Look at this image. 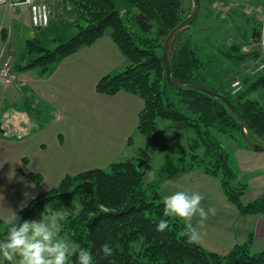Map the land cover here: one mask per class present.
I'll use <instances>...</instances> for the list:
<instances>
[{
  "label": "trees",
  "instance_id": "16d2710c",
  "mask_svg": "<svg viewBox=\"0 0 264 264\" xmlns=\"http://www.w3.org/2000/svg\"><path fill=\"white\" fill-rule=\"evenodd\" d=\"M70 1L71 9L65 4L60 7H65L67 14L74 18L71 26L74 32L64 40L52 37L51 42L60 41L52 48L50 31L61 28L56 29L54 25L42 30L44 39L26 42L28 62L23 66L15 64V72L38 70L42 75H49L51 68L82 49L94 46L110 31L127 66L122 72L104 76L98 84L99 91L116 94L124 90L139 95L144 103L137 126L139 133L154 148L161 145V128L173 134L175 141L162 148L168 156L176 157V161H169L154 182L146 181L151 164L145 150H141L137 158L112 162L106 169L68 174L58 187L38 195L19 212L21 222L32 220L48 209L69 210L60 221L61 234L68 236L79 249L91 251L95 264H109V260H114L115 264H264V250L253 249L254 233L226 254H219L199 243L189 244L183 235L184 222L179 218H166L169 230L156 231L157 222L163 218L161 185L172 174L196 169L219 179L227 200L241 215L264 216V197L243 203L248 178L233 166L231 154L219 138L224 135L245 143L231 110L207 93L174 86L167 81L165 42L170 32L188 17L185 0ZM259 23L252 34L253 44L264 37V24ZM190 27L180 32L174 41L173 77L202 83L226 95L243 117L249 136L264 145V74L252 75L255 77L247 87L244 84L249 77L244 80L238 76L243 81L242 89L228 94L233 80L231 73L245 62L259 59V50L245 53L244 45L234 42L229 47L223 45L217 53L216 47L212 46L215 49L211 50L203 46ZM225 79L229 90L223 84ZM257 91L263 96L255 97L253 93ZM1 226L0 240H3L10 223H1ZM104 243L113 248V257L101 259L99 249ZM71 262L75 264L76 255L71 257Z\"/></svg>",
  "mask_w": 264,
  "mask_h": 264
},
{
  "label": "rangeland",
  "instance_id": "374dc122",
  "mask_svg": "<svg viewBox=\"0 0 264 264\" xmlns=\"http://www.w3.org/2000/svg\"><path fill=\"white\" fill-rule=\"evenodd\" d=\"M227 1L232 6L227 18L224 19L221 11L217 10L219 8L215 0H202L201 11L190 27L191 33L203 46L211 50L215 49L212 47L214 46L217 48L215 49L217 53L221 52L220 48L222 49L223 45L229 47L234 42L248 43L254 28L260 26L259 15L257 16L254 12L246 13L240 0ZM259 2L263 5L256 1L251 4L264 7V0ZM63 4L70 5L69 9L72 8L70 0L59 2V5ZM185 8L187 15H190L194 10L193 0H185ZM23 10L22 18L27 21L28 10L25 7ZM53 13L55 14L54 8ZM62 14L64 15V12ZM71 30L70 26L67 29L68 33L64 35L69 37ZM58 32V30L50 31L49 46L52 48L58 46L60 42L59 40L56 43L51 42L52 37L55 38ZM9 49L8 45L7 53H11ZM96 49L95 60L90 58L91 61H84L82 57L79 59L77 56L72 57L74 54L66 58L72 57L68 59L64 67L67 70L62 76L64 78L62 98L53 97L47 105L48 108L45 106L39 110L32 108L31 104H22L21 111L24 113L26 111L31 116L38 129L32 134H26L22 139H17L21 136L15 139L6 136V142L0 140V232L3 229L1 223L8 224L13 221V213L19 214L22 203L27 206L38 195L58 187L68 174L75 175L94 168L106 169L112 162L137 158L140 151L145 150L150 155L151 164L146 181L154 182L162 175L169 161H176V157L168 156L169 153L162 148L175 141L176 138L173 135L161 128V145L154 148L139 133L137 126L143 109V100L139 95L124 90L116 94L99 91L98 84L104 76L122 72L127 66V61L113 42L110 31L101 38ZM3 51L4 49L1 55ZM83 62L91 64L87 73L85 70L79 71L78 67L84 68ZM18 64L22 65V62L18 61ZM251 68L241 69L236 74H241L240 77L244 80L249 77L244 87L250 85L255 77L249 72ZM231 70L232 68L229 72ZM232 74L231 76L234 77ZM257 74V76L263 75L264 72ZM17 77L19 81L18 74ZM26 79L37 90L49 96V75L35 73L26 76ZM231 82L232 80L229 86V82L225 79L223 84L231 89ZM0 84L4 82L0 81ZM230 92L232 91L229 90V95H231ZM50 124L52 125L49 127ZM219 138L224 145L226 144L225 148L230 151L234 140L224 135H219ZM37 176H40L39 179ZM176 177L169 180L166 188L167 195L180 190L178 181L182 182V188L196 189L193 182L186 180L188 178L177 180ZM208 189L212 191L211 186H208ZM214 189L215 195H218L219 185L214 186ZM220 192L224 195L222 190ZM79 206L77 203V211L80 210ZM52 212L54 211L48 209L44 214L50 215ZM59 212L65 213L64 218L70 213L66 209ZM42 213H38L32 220H40ZM205 226H208L206 222L200 229L207 238ZM60 238H66L72 242L68 236L61 233ZM0 264H10V262L1 256Z\"/></svg>",
  "mask_w": 264,
  "mask_h": 264
},
{
  "label": "crops",
  "instance_id": "0c3cea01",
  "mask_svg": "<svg viewBox=\"0 0 264 264\" xmlns=\"http://www.w3.org/2000/svg\"><path fill=\"white\" fill-rule=\"evenodd\" d=\"M257 2L260 3L259 0L256 1V3ZM24 7L28 10L27 12L29 19L27 21L22 18ZM62 8L60 5H55V14L53 15L54 17H52V25H50V27H53L54 25L56 26V24H58L56 29L61 28V30H58L59 32L57 36L64 40L68 38V35L64 34L68 33L67 29L72 26L74 18L69 16V13L67 14L65 7L62 6ZM62 12H64V15ZM21 18L24 21L21 20ZM73 32L74 31L71 30L70 34ZM35 38L44 39L42 30H38L33 27L28 7L18 6L11 10L6 5H0V55L6 43L8 42L10 48L9 50L15 56V64L21 66L18 64V61H21L23 66L26 64V62H28V57H26L25 52L26 42ZM251 39L252 36L248 43H241L243 45L246 44L244 47L250 46L252 45ZM100 40L94 46L82 49L72 57L77 56L78 59L82 57L84 61H91L90 58H94L95 60L97 50L96 48ZM256 50H259L260 54L263 55L262 57L264 58V48L261 49L253 44V46L250 48V52ZM68 59L61 62L58 67L51 68L49 70V96L47 94H43V92H40V90H37V88L33 86V84H29L26 79V76H30L35 73L40 75V71L38 72V70H29L24 72L17 70L19 81L15 84H8L0 80L4 82V84H0V140L6 142L7 138L11 137L12 139H15L18 136L21 137L17 139H22V137H24L26 134H32L36 129H38L33 123L31 116L26 111L25 113L21 111L22 104H31L32 108L39 110L45 106L48 108L47 105L50 104L53 97L62 98V88L64 83V78H62V76L66 74L67 69H64V67L68 63ZM259 60L260 57L257 60L245 62L240 66V68L238 67L239 69L236 68L238 71L235 69L236 71L233 72V79L236 76L241 75H236L241 69H249ZM83 66L84 68L78 67L80 68L79 71L85 70V73H87V70L91 68V64H87V62H83ZM253 95H255V97H262L263 93L257 91L253 93ZM51 125L52 124H50L49 127ZM6 136L8 137L6 138ZM230 147L231 150L229 152L233 160V166L236 168V170L245 174L248 178L249 185L247 192L242 197L243 203L247 204L257 199L263 198L264 152L255 151L239 143L238 141H234L233 145ZM174 176H177V180H180L181 178H188L186 180L191 181V183L193 182L196 187L195 190L182 188V182L178 181V188L181 187L179 191L199 192L204 197L201 203L206 204V206H204L205 208L215 207L218 210L214 217L210 216L206 221L208 225L205 226L207 228V238L203 234V238L199 242L200 245L209 251L219 254H226L235 245L244 243L250 233H254L253 249L255 251L264 250V216L241 215L237 207L230 203L226 196L222 195L220 192L222 188L219 179L204 174L200 169L186 173H175L169 176V178H167L166 181L161 185L160 191L162 197L167 195V184ZM218 185V195H215L216 191L214 186L218 187ZM208 186H211L212 191L208 189ZM197 220L198 217L194 218V225H196ZM199 230L201 231V229Z\"/></svg>",
  "mask_w": 264,
  "mask_h": 264
},
{
  "label": "clouds",
  "instance_id": "9594fccd",
  "mask_svg": "<svg viewBox=\"0 0 264 264\" xmlns=\"http://www.w3.org/2000/svg\"><path fill=\"white\" fill-rule=\"evenodd\" d=\"M264 39V37H262ZM204 197L199 192L176 191L163 196V218L156 224V231L169 230V219L179 218L184 222L183 235L189 244L199 243L204 227L210 216L217 214V208L202 206ZM21 204V209L25 207ZM16 223H10L5 239L0 240V256L10 264H72L71 257L76 255L75 264H95L91 251L81 248L77 253V245L66 238H60L62 230L61 220L65 213L52 212L50 215L42 213L40 220H23L13 213ZM196 225L193 224L197 218ZM99 252L101 259L114 256L113 248L104 243ZM109 264H115L109 260Z\"/></svg>",
  "mask_w": 264,
  "mask_h": 264
},
{
  "label": "built area",
  "instance_id": "2783aa9c",
  "mask_svg": "<svg viewBox=\"0 0 264 264\" xmlns=\"http://www.w3.org/2000/svg\"><path fill=\"white\" fill-rule=\"evenodd\" d=\"M63 0H0V5H6L9 9L13 10L18 6H26L30 11L31 22L34 28L43 29L50 25L54 15L53 8ZM219 12L223 14V18H227L228 11L232 4L227 3V0H215ZM241 5L245 8L246 13H256L259 15V22L264 24V7L260 5H253L258 0H240ZM261 49L264 48V39L254 44ZM250 46H245L243 51L250 52ZM8 42L5 45L4 51L0 58V80L8 84H15L18 82L17 73L14 71L15 56L12 53H7ZM250 74L255 75L264 71V59L261 56L260 60L251 66ZM243 87V81L240 77H235L231 82L232 93L239 92Z\"/></svg>",
  "mask_w": 264,
  "mask_h": 264
},
{
  "label": "water",
  "instance_id": "95a60500",
  "mask_svg": "<svg viewBox=\"0 0 264 264\" xmlns=\"http://www.w3.org/2000/svg\"><path fill=\"white\" fill-rule=\"evenodd\" d=\"M193 2H194L193 12L190 15H188L186 19H184L175 29H173L170 32L165 42L164 58H165L167 81L174 86L190 87V88L202 91L204 93H207L210 96L223 101L227 105V107L231 110L233 115L235 116L240 126L241 135H242V138L245 144L255 151L264 152V145L253 140L249 136L243 117L241 116L240 112L237 110V108L234 106V104L231 102V100L226 95L222 93H218L202 83L176 79L172 75L171 52H172L174 41L180 32H182L183 30H185L186 28L192 25V23L198 17L201 11V8H202L201 0H193Z\"/></svg>",
  "mask_w": 264,
  "mask_h": 264
}]
</instances>
